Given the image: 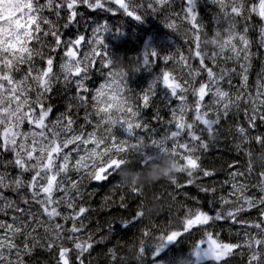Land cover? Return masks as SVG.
Wrapping results in <instances>:
<instances>
[{"label": "snow or ice", "instance_id": "6c2138e0", "mask_svg": "<svg viewBox=\"0 0 264 264\" xmlns=\"http://www.w3.org/2000/svg\"><path fill=\"white\" fill-rule=\"evenodd\" d=\"M211 2L219 5L215 18L216 29L223 30L224 39L209 55L202 47L201 34L207 33L204 31L205 25L198 20L194 11L196 0H186V6L182 8L183 15L172 10L174 0H147V9L153 13L169 10L167 28L176 31L184 22L190 25L192 45L188 51L191 59L198 60L199 66L193 67L189 57L183 54L178 59L174 55L163 56L165 64L169 61L179 64L188 78L182 79L173 70L161 69L137 98L128 94L131 90L126 81L114 78L111 56L105 51L103 34L110 30L107 22L94 26L91 37L78 34L74 38L64 39L57 21L61 19L63 12H67L68 23L63 27H69L82 15L78 10L80 6L113 15L122 10L126 16L141 21L143 17L139 10L144 8L143 2L43 0L42 3L41 0H0V215L7 216L9 211L12 213L9 220L0 219V264H25L24 257L38 246L46 247L49 251L58 249L56 264H85V254L93 248L94 241L90 232L86 238L81 235L87 227L83 217L89 211L83 205L78 209L76 206V201L82 197L81 184L86 178L94 181L107 180L124 163L123 154L141 144L145 145V152L139 154L137 161L141 167L148 166L162 151L173 149L174 154L183 161L179 171L186 173V183L197 185L205 193L216 192L214 187L210 189L197 184L201 175L211 177L215 174L201 166V157L197 155L209 147L208 142L202 138V132L206 131L209 138L214 140L215 126L222 117L227 118L233 109L243 111L249 128L256 126L257 119L264 122V80L258 79L254 95L246 91L254 56V41L250 32L258 31L256 42L264 47V0ZM45 12L53 14L56 20L50 19ZM253 16L259 18V24L252 23ZM229 17L237 23H230L225 29L223 21ZM239 21L244 22L242 29L238 28ZM150 58H159L158 50L151 49L142 54L140 71H152L153 62ZM220 60H223L224 66L219 64ZM97 62L102 66L101 74L104 79L92 89L87 81ZM229 62L238 65L239 71L237 67H227ZM202 75L206 79L198 81ZM234 75L240 77L241 87L245 91L231 92ZM59 82L76 88V94L71 99L76 101L77 114L80 108L85 110L83 124H78L71 114V104L55 120L49 119L53 109L51 105H45V100L53 86ZM160 83L170 91L177 103L175 107L169 106L171 118L165 122L168 125L166 132L156 137L155 130L150 129V125L142 119L140 108L149 107L150 99ZM225 83L229 86L228 89L224 87ZM116 89L124 93L125 97L130 96V102L125 101L126 116H122L118 126L110 130V136L106 129L105 138H99L100 125L106 121L100 120L96 106L104 98L118 99L114 95ZM189 92L193 97L191 103L188 100ZM89 94L91 112L88 111ZM137 99L141 104H137ZM241 103L249 107L242 109ZM189 113L191 119L188 118ZM155 119L162 120L159 113ZM25 124L28 125L26 130ZM137 130L145 133L151 131L150 143L145 142L144 135H137ZM236 131L243 140L254 139L264 146V135L250 137L249 129L243 125H237ZM248 156L247 171L251 174L254 170L252 152L249 151ZM256 159L264 160V151ZM12 170H15V174ZM70 173H75L77 178L73 179ZM25 174H31L30 178L25 179ZM243 175L241 172L230 173V180L225 181L231 184L228 196L210 201L218 204L214 214L200 208L186 209L182 218L183 230H173L160 236L162 243L153 249L152 264H163L162 250L167 243L176 242L177 238L194 227L207 228L219 221L241 225L245 229L243 241L223 242L218 235L206 231V240H200L193 248L197 261L207 257L220 264L237 249L247 248L248 264H264V171L259 173L258 182L252 185L238 179ZM171 183L178 188L184 186L176 179ZM25 188L28 194L21 196L20 202L26 208H21L17 201L4 194L8 190L20 192ZM251 189H255L260 195L257 196L254 192L249 194ZM33 205L38 206L36 211L32 210ZM251 210H258V221L240 219L245 212ZM142 217L143 213L138 211L136 219ZM69 221L70 227L67 226ZM129 226L130 223L124 224V227ZM249 228L256 229V232L247 231ZM39 229L43 230V236L39 234ZM149 232L145 230L143 234L147 236ZM20 237H23L22 244L16 242ZM205 242L206 249L198 247ZM139 251L146 253L148 249L141 248ZM183 264L192 262L184 261Z\"/></svg>", "mask_w": 264, "mask_h": 264}, {"label": "trees", "instance_id": "16d2710c", "mask_svg": "<svg viewBox=\"0 0 264 264\" xmlns=\"http://www.w3.org/2000/svg\"><path fill=\"white\" fill-rule=\"evenodd\" d=\"M43 3V0H41ZM138 3L143 2L144 8L139 10L142 15L141 21H136L131 17L126 16L122 10H118L115 15L102 11L89 10L86 6H80L78 9L81 16L78 17L75 23L64 28L63 25L68 23L67 12H63L61 19L57 21V27L63 34L64 39L74 38L78 34H85L91 37L92 29L97 24L107 22L110 30L106 31L104 35L105 51L113 58H120L125 62V66L132 64H140L142 61V54L145 51L155 49L159 52V58H150L153 62L152 71L142 69L139 73H130L127 78V85L131 90L129 95H135L137 98L143 94L148 88L154 75L160 73L161 69L173 70L177 77L187 79L186 72L179 64H174L169 61L167 64L163 62L162 57L165 55H174L177 59L181 54L189 57V62L193 67H198V60L191 59V53L188 49L192 45V34L189 31L190 25L187 22L182 23L176 31L166 27L168 23V9L157 13L151 12L147 9V0H137ZM117 7L115 5H110ZM186 6V0H174L172 10L180 12L183 15L182 8ZM194 11L198 15V20L205 25L204 31L207 36L214 35L217 27L215 18L219 12V5L213 4L211 0H196V7ZM50 19L56 20L53 14L45 12ZM175 19V17H172ZM252 23L259 24L258 17L253 16ZM243 21H239L238 28L242 29ZM203 36V33L201 34ZM250 37L253 39L252 52L254 53L252 59V66L249 70V79L247 92L255 94L258 79L264 80V47L258 44V31L250 32ZM51 39V38H50ZM87 45H85V50ZM209 55L214 49L211 46L204 47ZM211 66L209 61H206ZM59 63V56H57V64ZM221 66H224L223 60L219 61ZM227 67H237L229 62ZM101 64L97 62L96 66L91 72V78L87 81L88 86L95 89L103 82V75L101 74ZM206 79L205 75L198 78L199 80ZM224 87L228 89L227 83ZM231 92L245 91L241 87V79L239 76H233ZM76 88L69 84L65 86L64 83H56L52 91L47 94L45 105H51L52 112L50 113V120H55L61 113H65L71 104V114L77 119L78 124L84 123L85 110L80 108L77 114L76 101L71 97L75 96ZM188 100L191 103L193 97L188 93ZM177 102L171 96L170 91L160 83L155 89V95L150 99L149 107L143 108L141 106L140 113L142 119L150 125V129L155 130V136L163 135L168 125L165 123L171 118L170 107H175ZM137 104H141L137 99ZM249 105L241 103V108H247ZM88 111H92L91 95L89 94ZM157 113L162 120L155 119ZM191 119V113H189ZM93 119L95 117L93 116ZM237 125H243L248 128V135L255 137L257 135H264V122L257 119L256 126L249 128L247 120L243 111L237 112L235 109L229 114L227 118L222 117L220 123L215 126L216 136L214 140L209 138V134L202 132V138L208 142V149L201 150L197 153L201 157L200 164L204 169L214 171L211 177H202L197 181L200 187L215 188L216 192L205 193L200 191L197 185H188L186 182L188 177L186 173L177 174V182L183 187H177L171 181L160 180L156 183L145 185L139 192H133L126 187H121L118 184L119 175L117 172L111 174L107 180L94 181L84 179L81 184L82 197L76 201L77 209L83 205L89 208V211L84 215L83 222L87 225L84 233L81 235L87 236V233H92L94 246L89 253L85 254V264H138L135 259L134 252L131 250L132 245L138 242V238L145 230L152 233L154 238L167 234L173 230L182 231V218L185 216L186 209H203L210 214H214V209L218 206L217 203H210V201H218L220 196H228L231 190V184L225 183L230 180V173L241 172L244 175L238 177L241 181H246L250 185L255 184L259 180V173L264 171V167L253 163V172L248 173L249 166L248 152H252V160L264 151V146L258 144L254 139L247 141L243 140L236 131ZM202 127V126H201ZM25 130L28 125H24ZM137 135H144L145 142L150 143L152 132L145 133L137 130ZM130 159L135 158V153L130 150L127 152ZM10 158V155L9 157ZM183 163V161H181ZM136 168L141 166L135 162ZM15 174V170H12ZM31 174H25V179H29ZM73 179H76L75 173H70ZM255 193L260 195L255 189H251L249 194ZM5 196L17 201L21 208H26L20 202L21 196H26L27 189H22L20 192L5 191ZM123 197V201H121ZM145 202L156 203L161 205V209L157 214H154L152 219L146 220L144 217L136 219V214L140 211L141 206ZM124 206H121V205ZM38 206L33 205L32 210L36 211ZM63 210V209H62ZM11 211L7 216L0 215V219L9 220ZM258 210H251L245 212L240 219L248 221L259 220ZM27 219V216H25ZM61 223L63 221H60ZM125 223H130L129 227H124ZM71 222H68L70 227ZM244 228L241 225L234 224L231 221H219L210 224L205 228L204 226H197L191 229L188 233L183 234L177 238L176 242L167 243L164 250V261L168 264H176L178 257H189L193 252V248L197 243L205 239V232L209 231L218 235L223 242H242ZM247 231L255 233L256 229L249 228ZM39 234L43 236V230H38ZM239 232V235L237 233ZM22 244L23 237L16 241ZM67 243V241H65ZM146 264H152L154 256L153 249L146 247ZM111 250V251H110ZM242 253V254H241ZM113 254L115 260H113ZM58 249L53 248L49 251L46 247H36L35 250L24 257L25 264H56ZM248 249H237L236 252L222 264H248ZM216 264V263H211Z\"/></svg>", "mask_w": 264, "mask_h": 264}, {"label": "clouds", "instance_id": "9594fccd", "mask_svg": "<svg viewBox=\"0 0 264 264\" xmlns=\"http://www.w3.org/2000/svg\"><path fill=\"white\" fill-rule=\"evenodd\" d=\"M236 24L237 22L232 20L230 17L225 18L223 21L224 28L226 29L229 24ZM224 39V32L221 29H215L214 35L202 36V47L211 46L212 48H218ZM113 75L117 81H126L130 73H139L141 65L132 64L125 66V62L120 58L111 57ZM114 95L118 99L108 100L106 98L98 102L96 111L99 112L100 120L106 121L105 124L100 125L99 138H105V130L108 129V135H111V129L118 126L122 116H126L125 113V101L130 102V96L125 97L119 89L114 90ZM108 105H111L109 108ZM103 109V110H101ZM135 153V158L130 159L128 154H123L124 163L120 169L116 171L119 175L118 184L121 187H126L129 190L141 189L145 185L156 183L160 180L172 181L177 178V174L180 173L182 168V162L177 154H174L173 149H167L157 155L148 166L136 168L135 162L139 159V154L145 152V145L141 144L137 148L130 150ZM253 163L264 167V160L255 159ZM161 209V205L156 203L145 202L140 211L143 213V217L146 220H151L154 214H157ZM162 243L160 237L154 238L152 233L149 232L147 236L142 234L138 238V242L132 245V251L134 252L135 259L138 264H146V253H141V248L150 247L152 249L159 247ZM185 260L191 261L187 256L178 257L177 261ZM163 264H168L164 261Z\"/></svg>", "mask_w": 264, "mask_h": 264}, {"label": "rangeland", "instance_id": "374dc122", "mask_svg": "<svg viewBox=\"0 0 264 264\" xmlns=\"http://www.w3.org/2000/svg\"><path fill=\"white\" fill-rule=\"evenodd\" d=\"M199 248L201 249H206L207 247V243H201L198 245ZM189 258L191 259L192 264H198L200 261H202L201 259L199 261H197V258L193 255V252L191 253V255L189 256ZM185 260H179L178 262H176V264H183ZM220 264H222V262H220Z\"/></svg>", "mask_w": 264, "mask_h": 264}, {"label": "flooded vegetation", "instance_id": "af4514ba", "mask_svg": "<svg viewBox=\"0 0 264 264\" xmlns=\"http://www.w3.org/2000/svg\"><path fill=\"white\" fill-rule=\"evenodd\" d=\"M207 248V247H206ZM205 249V248H204ZM202 261H200L198 264H211L212 262L213 263H216V264H218V262L217 261H215L214 259H212V258H202L201 259Z\"/></svg>", "mask_w": 264, "mask_h": 264}]
</instances>
